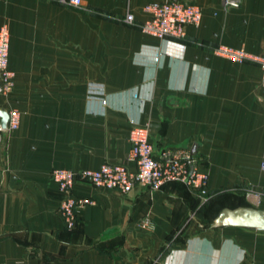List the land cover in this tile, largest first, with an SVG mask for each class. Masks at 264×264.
Returning <instances> with one entry per match:
<instances>
[{
    "label": "crops",
    "instance_id": "1",
    "mask_svg": "<svg viewBox=\"0 0 264 264\" xmlns=\"http://www.w3.org/2000/svg\"><path fill=\"white\" fill-rule=\"evenodd\" d=\"M154 1L82 0L77 11L0 0L15 75L0 110L20 114L16 130L0 132V264H264V232L213 227L225 209L264 210L261 70L216 52L264 54V0H184L202 19L183 40L139 30ZM126 12L133 25L120 21ZM133 126L148 128L156 160L188 151L208 176L206 199L180 182L120 194L77 180L73 194L92 204L66 228L50 172L135 171ZM248 192L260 194L257 207Z\"/></svg>",
    "mask_w": 264,
    "mask_h": 264
},
{
    "label": "built area",
    "instance_id": "2",
    "mask_svg": "<svg viewBox=\"0 0 264 264\" xmlns=\"http://www.w3.org/2000/svg\"><path fill=\"white\" fill-rule=\"evenodd\" d=\"M243 0H222L224 9L239 8ZM63 6L73 9L80 8L82 0H59ZM147 18L142 21L139 30L143 34L153 36L160 40H183L186 28H198L201 24V9L184 0H160L149 2L142 7ZM121 22L133 25L134 16L127 12ZM10 33L6 23L0 26V95H9L14 88V72L9 66ZM216 52L227 58L243 61L253 60L261 70L259 101L264 106V54L255 58L249 57L245 52L218 48ZM158 58V57H157ZM20 114L18 110L8 111L6 129L0 132H11L18 128ZM129 141L131 149L129 158L135 163V171L127 170L121 164L104 163L96 170H83L73 172L67 169H53L50 179L56 184L61 195L59 215L66 228H73L76 222V210L92 204L88 199L77 198L73 194L75 182L82 180L96 188L116 190L120 194H128L135 187H146L151 192L158 191L168 182H180L191 191L196 192L201 200H205L207 191V174L200 169L199 162L186 150H175L166 153L163 159L156 160L153 148L149 141V130L146 127L133 126L130 130ZM261 172L264 174V159L261 163ZM247 201L257 207L261 201L258 193L248 192ZM143 226L149 227L147 220Z\"/></svg>",
    "mask_w": 264,
    "mask_h": 264
},
{
    "label": "water",
    "instance_id": "3",
    "mask_svg": "<svg viewBox=\"0 0 264 264\" xmlns=\"http://www.w3.org/2000/svg\"><path fill=\"white\" fill-rule=\"evenodd\" d=\"M8 113L0 110V128L6 129ZM241 227L264 232V210L242 207L234 210H223L213 222L214 228Z\"/></svg>",
    "mask_w": 264,
    "mask_h": 264
},
{
    "label": "rangeland",
    "instance_id": "4",
    "mask_svg": "<svg viewBox=\"0 0 264 264\" xmlns=\"http://www.w3.org/2000/svg\"><path fill=\"white\" fill-rule=\"evenodd\" d=\"M85 8L86 7H84V6H81L80 8H77V9H75V10H77V11H82V10H85ZM87 12H89V11H87ZM90 13H93V14H95V12L94 11H90ZM127 13V12H126ZM96 14H97V12H96Z\"/></svg>",
    "mask_w": 264,
    "mask_h": 264
}]
</instances>
